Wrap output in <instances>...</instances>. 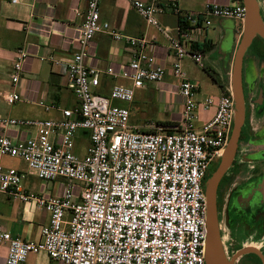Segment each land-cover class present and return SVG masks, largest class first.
<instances>
[{
  "label": "built area",
  "instance_id": "built-area-1",
  "mask_svg": "<svg viewBox=\"0 0 264 264\" xmlns=\"http://www.w3.org/2000/svg\"><path fill=\"white\" fill-rule=\"evenodd\" d=\"M18 0H13L17 3ZM103 0H88L83 23L78 28L80 51L66 64V74L77 106L60 109L41 102L46 111L60 109V120H26L0 116V193L23 202L35 201L50 214L38 242L22 241L0 230V242L8 245L6 264H23L30 254L45 252L62 264H207L208 201L205 181L211 165L223 155L235 118L231 84L222 88L214 117L197 128V110H208L213 99L199 102V87L183 69L191 60L204 68V55L195 46L215 19L246 18L243 1L230 5L209 2L205 12L186 14L176 29L162 27L157 15L165 8L157 2L133 1L132 5L152 27L168 40L175 57L173 75L184 100L182 120L175 126L151 125L139 131L130 125L135 92L147 83L161 82L166 70L148 50L154 44L146 37H129L101 20ZM169 8L180 15L175 2ZM106 34L134 49L128 65L119 74L131 86L114 85L108 96L94 91L103 73L117 77L111 67L104 72L86 65L94 37ZM20 52L11 76L18 83ZM54 65L59 62L50 58ZM8 105L21 101L16 93L4 96ZM11 128H29L34 134L14 141ZM85 132L89 145L83 158L74 153L76 136ZM23 160L40 180L64 179L68 189L61 197L27 194L21 184L25 175L6 169L1 158ZM75 186L79 189L75 200ZM69 213V219L67 214Z\"/></svg>",
  "mask_w": 264,
  "mask_h": 264
},
{
  "label": "crops",
  "instance_id": "crops-1",
  "mask_svg": "<svg viewBox=\"0 0 264 264\" xmlns=\"http://www.w3.org/2000/svg\"><path fill=\"white\" fill-rule=\"evenodd\" d=\"M133 1L147 4L157 2L165 8L163 14L157 15L160 25L174 30L184 15L203 14L209 2L230 5L234 0H172L179 8V16L168 7L170 0H103L101 3V20L126 36L146 37L154 44L149 48V54L166 70L161 82L147 83L144 88L136 90L132 104H114L130 109L129 122L133 129L150 131L151 125L175 126L181 122L184 109L179 81L173 75L175 57L168 48V40L155 27L145 22L133 7ZM87 3L88 0H18L17 3H13V0H0V87L6 85V88L0 90V116L26 120H60L61 108L73 109L77 106V99L68 83L66 64L80 51L77 30L83 23ZM233 21L236 20L215 19L205 34L199 36L196 45L203 49L200 52L204 55L203 64L205 62L204 68L198 67L204 71L209 70L208 73L212 75L214 85L218 88L213 105L208 110H204L202 106L197 110L196 126L199 129L214 117L222 88L231 84L234 55L239 43V28ZM242 25L241 23L240 26ZM225 39L230 41L228 50H224L222 46ZM20 52L26 57L22 61L21 77L14 84L11 76ZM133 52L134 49L126 43L114 41L106 34L94 37L88 48L86 65L103 72L111 67L118 74L114 77L103 73L100 86L94 89L95 92L108 96L114 85L131 86V81L119 74L130 62ZM51 57H55L59 64L54 65ZM189 62L194 64L185 59L183 69L191 80L186 71ZM6 69L11 74L7 79L3 76ZM10 93L18 94L21 101L13 106L8 105L4 96ZM198 101L202 103V100ZM1 102L10 108L3 110ZM41 102L60 109L46 111L40 105ZM4 134L17 141L32 136L34 130L11 128ZM81 136L88 139L85 132ZM21 171L26 174L21 187L27 194L61 197L68 189L69 182L64 179L42 181L29 171L27 165ZM74 195L75 200H78L77 186ZM66 218L69 219V213ZM49 223L50 214L35 201L23 202L0 193L1 231L22 241L38 242L42 228ZM7 252L8 245L0 242V264H6ZM23 264L62 263L52 260L45 252H39L30 254Z\"/></svg>",
  "mask_w": 264,
  "mask_h": 264
},
{
  "label": "flooded vegetation",
  "instance_id": "flooded-vegetation-1",
  "mask_svg": "<svg viewBox=\"0 0 264 264\" xmlns=\"http://www.w3.org/2000/svg\"><path fill=\"white\" fill-rule=\"evenodd\" d=\"M256 1L264 27V0ZM242 35L243 25L239 43ZM242 85L245 121L233 162L216 188L218 232L208 250L209 260L218 257L219 264H264V38L259 34L243 58ZM220 162L209 168L205 186Z\"/></svg>",
  "mask_w": 264,
  "mask_h": 264
},
{
  "label": "water",
  "instance_id": "water-1",
  "mask_svg": "<svg viewBox=\"0 0 264 264\" xmlns=\"http://www.w3.org/2000/svg\"><path fill=\"white\" fill-rule=\"evenodd\" d=\"M246 9V18L243 23L242 39L234 55L231 90L235 101V118L228 145L221 156V162L217 170L208 179L206 184V195L208 201V243H207V264H219L218 257L209 260L208 250L211 243L217 236L216 220V188L226 170L233 162L238 139L245 121V101L242 85V67L244 55L252 43L254 37L259 34L264 38V27L260 17L259 6L256 0H242Z\"/></svg>",
  "mask_w": 264,
  "mask_h": 264
},
{
  "label": "rangeland",
  "instance_id": "rangeland-1",
  "mask_svg": "<svg viewBox=\"0 0 264 264\" xmlns=\"http://www.w3.org/2000/svg\"><path fill=\"white\" fill-rule=\"evenodd\" d=\"M238 28H240L241 23L233 21ZM229 39H225L222 46L224 50H228L230 43ZM205 65V62H204ZM187 73L189 74V77L192 81L197 83L200 87V92L198 93L197 99L204 101L205 99L211 98L213 100L214 96L217 95V87L214 85V82L212 80V75H209V70H202L195 64H192L191 62L188 63V66L186 68ZM10 72L6 69L4 70V77L7 79L10 77ZM176 79V78H175ZM3 88H6V85L3 87H0V90ZM1 107L3 110L10 108L6 103L1 102ZM88 136V135H87ZM89 145V139H86L85 137L81 136V133H79L76 136L75 140V148L74 153L79 157L83 158L86 154V149ZM2 166L8 169H16L18 171H21L22 169L26 168V163L16 157H4L1 162ZM21 169V170H20ZM22 172V171H21ZM25 177L26 174L22 172ZM206 188V187H205Z\"/></svg>",
  "mask_w": 264,
  "mask_h": 264
},
{
  "label": "trees",
  "instance_id": "trees-1",
  "mask_svg": "<svg viewBox=\"0 0 264 264\" xmlns=\"http://www.w3.org/2000/svg\"><path fill=\"white\" fill-rule=\"evenodd\" d=\"M242 1V0H241ZM195 49L199 50V51H202L203 52V49L200 47V46H195Z\"/></svg>",
  "mask_w": 264,
  "mask_h": 264
}]
</instances>
